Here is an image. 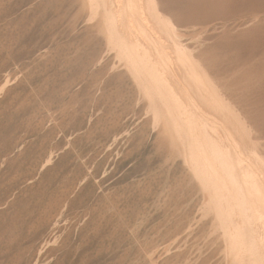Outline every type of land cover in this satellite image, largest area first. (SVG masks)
I'll return each mask as SVG.
<instances>
[{
    "label": "rangeland",
    "instance_id": "obj_1",
    "mask_svg": "<svg viewBox=\"0 0 264 264\" xmlns=\"http://www.w3.org/2000/svg\"><path fill=\"white\" fill-rule=\"evenodd\" d=\"M85 1L0 0V264H264V0H147L181 83Z\"/></svg>",
    "mask_w": 264,
    "mask_h": 264
},
{
    "label": "bare ground",
    "instance_id": "obj_2",
    "mask_svg": "<svg viewBox=\"0 0 264 264\" xmlns=\"http://www.w3.org/2000/svg\"><path fill=\"white\" fill-rule=\"evenodd\" d=\"M99 1L101 2V5L103 6L102 9L108 8V7H105L108 3L106 4L105 2H103V0H99ZM112 1L114 3L113 4V14L111 15L110 22L107 21L110 23V26L108 27V30L105 32L107 40H109L110 42H113L114 45H116V47L120 50L124 48V50H122V51H127L128 53H133L134 55L137 54V59L135 58V60H134V58L132 57L133 58L132 61L133 60L137 61V63H139L140 61L145 62V60L147 61L146 63H148L149 62L148 60L151 57H154L156 60H158V62L162 63V65L165 66V68H163V69H166L169 74L173 75L176 78L177 82L179 81V83H181L180 78L178 77L177 68H176L178 65H177L176 61L173 60L174 57H172L170 59V56H169V55H172V52H171L170 48L168 47V44L166 43V41L159 34L157 26L153 23V21L151 20V17H149V15H148L147 0H112ZM84 7H86V5ZM89 7H90V5H89ZM95 7L97 8V6H95ZM109 9H111V8H108L107 11ZM157 10H156V7L153 8V13L156 15L155 17H156L158 24L165 25L164 20L158 15ZM96 11H97V9H96ZM111 11H110V13H111ZM102 14L103 13H101V15ZM106 14H107V12L105 14H103L102 17H104V15H106ZM101 15H100V17H101ZM108 15H110V14H108ZM108 15H106V16H108ZM122 16H124V18L128 19L127 23L125 22L126 20L124 22L127 24L128 29H130L133 32V34H132L133 37L129 38L127 40V42H124V43L121 40L117 39L119 29L121 28V26L124 23L122 20L123 19ZM95 17H97V16H95ZM100 17H98V18H100ZM105 17H104V19H105ZM100 20H99V22H101ZM102 20H103V18H102ZM101 23H100V25H101ZM104 26H105V24H104ZM102 28H104V27H102ZM122 51H120V52H122ZM125 54H127V53H125ZM130 56H132V55H130ZM141 62L139 65H141ZM136 67H137V65H136ZM142 68H143V66L141 67V69ZM149 68H151V67H149ZM214 170L215 169H213V173L215 172ZM256 188H257V191L259 192L258 194L262 195L263 198L262 197L261 198L264 199V185H261V182H260V184H256ZM248 193H250V191ZM244 195H245V193H244ZM254 201H256V203H257V200H254ZM260 201H258V202H260ZM263 202L261 203V206H262Z\"/></svg>",
    "mask_w": 264,
    "mask_h": 264
}]
</instances>
